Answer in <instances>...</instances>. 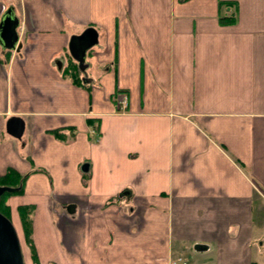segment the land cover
<instances>
[{"label": "crops", "instance_id": "obj_1", "mask_svg": "<svg viewBox=\"0 0 264 264\" xmlns=\"http://www.w3.org/2000/svg\"><path fill=\"white\" fill-rule=\"evenodd\" d=\"M14 1L0 175L38 263L264 264V0Z\"/></svg>", "mask_w": 264, "mask_h": 264}, {"label": "water", "instance_id": "obj_2", "mask_svg": "<svg viewBox=\"0 0 264 264\" xmlns=\"http://www.w3.org/2000/svg\"><path fill=\"white\" fill-rule=\"evenodd\" d=\"M18 19L12 7H8L0 15V47L5 50H15L18 45ZM96 44V33L87 29L82 34L71 37L68 45L70 56L80 65L83 64L85 53ZM23 121L17 117L9 119L6 123V132L20 138L23 132ZM16 189L0 186V198L4 193H12ZM74 211V206L67 208ZM200 248V247H198ZM0 264H24L21 245L17 231L12 222L0 212Z\"/></svg>", "mask_w": 264, "mask_h": 264}, {"label": "trees", "instance_id": "obj_3", "mask_svg": "<svg viewBox=\"0 0 264 264\" xmlns=\"http://www.w3.org/2000/svg\"><path fill=\"white\" fill-rule=\"evenodd\" d=\"M223 23H232L233 19L229 18H222ZM76 66L74 64H71L68 66L67 69L64 70V72L71 78L73 82L78 83L79 80L75 78L76 73ZM56 135L59 136V134L56 132ZM25 175H21L17 173L16 171L12 169H8L5 174L0 175V186L15 188L16 190L12 193H4L0 198V212L10 220L9 218V207L8 205H3V199L5 197H9L12 195H18L22 192V184L24 181ZM32 207L28 205H19L17 206V212L19 215V220L21 227L23 229L24 233V239L25 242L28 243L31 249V259L33 264H39L37 261V257L33 251L32 244H31V213H32ZM11 221V220H10Z\"/></svg>", "mask_w": 264, "mask_h": 264}, {"label": "rangeland", "instance_id": "obj_4", "mask_svg": "<svg viewBox=\"0 0 264 264\" xmlns=\"http://www.w3.org/2000/svg\"><path fill=\"white\" fill-rule=\"evenodd\" d=\"M3 1L6 2V0H3ZM15 1H14V3H15ZM14 196L15 195L5 197L3 199V205H8V207H9V213H10L9 218H10L11 222L13 223L16 231H17L19 241H20V245H21V251H22V255H23V259H24V264H25L26 259H28L29 257L31 258V249H30V246L28 245V243L25 242L24 233H23V229H22L21 224H20L17 208H16V212H15V209L13 210V207H11L10 201ZM31 264H33L32 259H31Z\"/></svg>", "mask_w": 264, "mask_h": 264}, {"label": "built area", "instance_id": "obj_5", "mask_svg": "<svg viewBox=\"0 0 264 264\" xmlns=\"http://www.w3.org/2000/svg\"><path fill=\"white\" fill-rule=\"evenodd\" d=\"M171 264H186V262L181 258H176L171 261Z\"/></svg>", "mask_w": 264, "mask_h": 264}]
</instances>
